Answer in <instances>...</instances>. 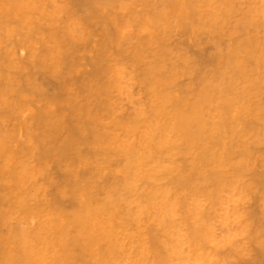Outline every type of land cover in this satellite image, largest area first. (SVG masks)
Returning <instances> with one entry per match:
<instances>
[{
  "label": "bare ground",
  "instance_id": "6f19581e",
  "mask_svg": "<svg viewBox=\"0 0 264 264\" xmlns=\"http://www.w3.org/2000/svg\"><path fill=\"white\" fill-rule=\"evenodd\" d=\"M51 1L55 5L57 0ZM67 1L70 4L72 0ZM263 1L260 5L257 0H141L142 7L136 8V14L134 13L136 16L131 28L132 31L135 29L138 32L137 35L135 34V48L132 46L134 49L129 52L132 53L133 62L132 60L129 61L131 58L127 59L130 63L132 62V70L129 72L127 70L129 65L125 64L126 67L123 65V61L119 62L117 59L110 66L108 65L109 59L107 67L109 66L111 69V71L108 69L111 72L109 75L111 78L104 80V71H100L103 68H98L99 71L97 72H101V75L96 74L94 77L100 75V80H97L99 82L92 85L93 87L88 86L92 89H90L92 100L88 97L92 105L88 106L89 100L87 101L85 98L88 109H79V104L82 102L76 103L72 98L64 101L65 110L75 112V115H71L76 116L77 119L75 122L70 120L74 123L70 122L71 125H69V122L67 123L69 117H67L64 121L67 128L62 127L63 130L65 129L63 132L65 136L58 133L59 138L60 135L64 137L63 150L66 155L62 165H64L66 172L64 174L65 181L61 180L64 175L60 179L62 182H58V178L54 179L55 182H58L57 184L52 180L56 185L55 190L53 189V196L47 193L49 189L46 183H43L44 185H38L40 182L36 183L35 173L37 174V172L35 170L39 166L36 168L33 163L31 164L34 167H29L31 164L29 166L23 164L22 167L20 166V171L16 162L10 169L12 177H9L13 183H16H14L16 187L14 185L9 188H7L9 185H4L8 184L5 176L3 177L5 173L3 170L6 168L0 167V181L5 182L4 184L1 182V185L5 186V189L2 188V190H6L4 194L0 190L2 194H0V198H2L0 208H2L3 202L9 204L8 201L10 200V205L13 206L11 209H16L14 210L15 215L13 210H10L12 213L6 214L5 206H3L4 209H0V219L4 215V220H0V228L5 226V230L0 229V264H232L235 261L232 260L233 258L236 259L235 257L240 255V252L247 250L248 247L239 242L238 235L243 229H248L251 231L250 234H253L257 225L254 224V221L251 222L255 217H252L251 214L257 216L258 214L249 212L246 209L247 206L243 208L244 210L239 207L242 205L240 203L246 197V193H248L247 191L244 193L241 187L254 189V187L259 186L264 188V171L259 170L260 172L257 173L253 169L255 151H252L251 148V143L256 142L255 139L260 138L262 140L261 137L264 136ZM58 2L60 4L61 1L58 0ZM63 2L65 3V0ZM96 2L97 0H78V3L83 6L96 4ZM112 2L114 1L112 0ZM69 4H67L66 9L70 7ZM75 5L73 7H76ZM103 6L106 7L107 5ZM101 8L105 10L103 7ZM77 9H70L69 11ZM97 10L98 8L94 11L99 12ZM22 11L24 10L22 9ZM78 13H82V11ZM127 13L129 12L123 14ZM68 14L70 13L68 12ZM170 14L173 15L174 19ZM51 15L54 17L53 14ZM68 17L67 15L66 18ZM165 17L168 23L172 18L171 22L174 21L173 26H176L175 32H178L180 27L181 29L184 27L179 31L183 36L173 33L178 36L176 39L173 34L167 38L168 30H170L168 25L172 23L167 24L164 19L162 21V18ZM65 20H61L62 23ZM70 20L69 17L68 22ZM80 21L81 27L78 24L80 28H77L78 26L75 28L81 30L82 35L84 32L85 35L86 29L89 30L91 27L86 24L90 27L88 28L82 20ZM87 22L91 21L87 20ZM126 22H130V20L128 19ZM158 26H161L159 32H157ZM119 27L118 32L121 30ZM57 32L59 33V31ZM126 33L130 35L131 32ZM127 34L126 36L129 37ZM184 34H189L192 40H189L187 35L184 37ZM59 37L61 38V34ZM64 37L63 41L66 38ZM80 37L82 38L81 35ZM186 38L192 45L202 46L201 44H204L207 46V43H211V49H208V46L205 47L207 51L212 52L205 53L203 46L204 50L201 49V51L198 50L200 47L196 49L197 46H193L197 51L194 48L192 50L194 49L197 54L187 52L189 50L184 49L188 45V41H185ZM128 39L130 42V38ZM157 39H160V42ZM106 40L104 39V41ZM59 41L54 38V44L51 41L45 47L56 63H62L64 62L63 58H67L64 49L66 45H63L66 40L64 42L61 40L62 46ZM85 41L88 42L89 40ZM183 41L187 43L186 46H184ZM47 42L45 39V43ZM68 44L70 43L68 42ZM84 48L82 49L84 50ZM126 49L130 50L129 48ZM103 50H101L102 53H105ZM47 53L44 54L47 55ZM83 53L85 52L83 51ZM72 57H69L68 63ZM92 58L94 56L90 57L91 60ZM105 58H102L103 61ZM98 60L101 65V60ZM95 61L97 62V58ZM93 62L92 60V66ZM49 63L51 64V62ZM49 63L47 62L48 65ZM120 63L122 64L120 65ZM56 65L61 66L62 64ZM100 65L98 64V67ZM53 66L55 65L52 67L50 65L51 68ZM75 67L77 66L75 65ZM58 69L60 70V68ZM85 69L88 71L86 67ZM75 71L77 70L73 71L72 69L71 73L74 74ZM82 72L80 71V73ZM56 73L58 74V72ZM63 73L59 74L63 75ZM90 73L95 74L91 71ZM129 74H131L129 76L131 88L127 87L128 89L125 91L126 83L127 85L129 83L127 77ZM48 75L50 74L48 73ZM88 75L91 76V74ZM65 77L67 78V76ZM182 77H187V79L182 80ZM66 78L65 80L69 81ZM76 79H78L77 75ZM84 81L88 84L86 82L88 80ZM81 86L84 84L81 83L77 89H74L77 91ZM110 87L114 92H117L119 99L125 91L124 93L127 95L122 94L126 97H123L125 100L117 101L116 94V97L112 94L113 96L110 97H115L114 100L111 99V102L107 100L109 103H105V97L111 91V89L109 90ZM74 89L67 90L74 91ZM80 93L78 94L80 95ZM84 96L88 95H85L84 92ZM110 97L108 98L110 99ZM10 103L9 100L6 101L7 109L10 108ZM78 109L83 111L79 113ZM62 113L60 111V115H58L59 118L61 117L60 119H62ZM50 115H53V112ZM65 115L67 116L68 113ZM105 115H109V117L106 118ZM53 116H50L51 120ZM72 117L70 118L73 119ZM42 123L44 135L41 137L51 138L54 142L53 148L50 145L51 148L45 150L49 156L52 150L54 152L56 148L58 136L55 130L58 126H54L53 129L47 118ZM259 125L262 127L260 128ZM5 128L8 129V127ZM34 132H36L35 129ZM3 139L7 142L5 137ZM28 139L33 141L36 150L38 140H33L32 137ZM17 141L19 140H16V146L18 145ZM16 148L19 149L18 146L13 149L16 150ZM257 150L259 149L257 148ZM239 152H242V157ZM19 153L21 152L19 151ZM29 153L31 154V152ZM57 153L59 152L57 151ZM34 154L38 155L39 153ZM67 155L75 156L70 160L66 157ZM40 158L39 160L42 161ZM57 160L60 162L58 158ZM59 165L61 164L59 163ZM248 171L253 175L250 179L245 177L248 175ZM28 172L31 175L29 177ZM60 173L64 172L60 171ZM52 176L47 173V178H44L51 180ZM30 177L33 178L30 186H28L29 184L25 180L29 181ZM49 182L51 183V181ZM9 191L11 197L6 194ZM2 196L9 199L4 197V200L6 199L4 201ZM30 201L33 202L28 204ZM29 205L33 209L30 210L31 212L29 211L30 220L26 221L23 220V217H28ZM254 207L256 208V204ZM19 210H23L26 214L23 216L22 211H20L21 216L18 213ZM253 210L255 213L258 211ZM260 212L257 213L260 214ZM262 216L264 218V214ZM263 218L262 220H264ZM8 220L9 222H7ZM262 220L260 224L263 226L264 221ZM248 230H246L247 233ZM259 235L257 234V237ZM250 236L255 237L254 235ZM255 239L256 237L253 240L255 241ZM262 239L260 237L259 240L262 241ZM247 240L249 241V239ZM253 240L251 239L252 243ZM257 244L261 245V242ZM257 244L252 245L256 246ZM8 246H10L9 250ZM260 248L261 253L264 254V243ZM263 254L262 256H264ZM244 256L246 257V255ZM262 256L259 255L258 257L263 258ZM237 261L240 260L237 259ZM262 261L264 262V260Z\"/></svg>",
  "mask_w": 264,
  "mask_h": 264
},
{
  "label": "rangeland",
  "instance_id": "374dc122",
  "mask_svg": "<svg viewBox=\"0 0 264 264\" xmlns=\"http://www.w3.org/2000/svg\"><path fill=\"white\" fill-rule=\"evenodd\" d=\"M12 1H13V3H12ZM32 1H34V2H32ZM0 0V167H4V169L6 168V170H3V172H5L4 174H3V177L5 176V179H6V181L8 182V184H4L5 182H2V180L0 181V186H4V185H9V186H7V188H9L10 186H14L15 184L13 183V181H11V178H9V177H12L11 175H10V169L12 168V166H14L15 164H16V162L18 163V165H19V168H18V170H20L21 171V167L23 166V164L24 165H28L29 166V164H31V163H33L34 165H35V167L37 168L38 166V168L35 170L36 172H37V174L35 173V176H36V183H39L40 182V184H38V185H44L45 183L48 185V187H47V185H45L49 190H48V192L47 193H50L52 196H53V194H54V190H55V183L57 184L58 182H62V181H65V179H64V177H65V172H66V169H65V167H64V165H62V164H64L63 163V160H64V156L66 155L65 153H64V147H63V145L65 144V142L63 143V141H64V137L63 136H65L64 135V130H63V128L64 127H66L67 128V125L64 123V121H66V118L67 117H69V118H67V123L69 124V125H71V121H74L75 122V119H77V117L76 116H73V115H75V112H70V110H65L66 108H64V106H63V104H64V101H67V100H71V98H72V100L74 99L75 100V102L77 103L78 101H79V103H81V104H79V106L81 107H79V109H88L89 107L88 106H90V105H92V104H90V101L92 100V98H91V91H90V89L91 88H88V86L89 87H91L92 85H94L95 83H97V82H99V81H97V80H100V75H101V72H102V70L104 71V80H110L109 79V75H111V69L109 68V66L107 67V62H109V59H110V63L108 64V65H112L113 63H114V60L115 59H117V61H119V62H122L123 63V65L124 66H126L127 67V65H129L128 67H127V70L130 72L131 70H132V68H131V64H132V62H133V58L131 57L132 56V53H129L130 51H131V49L133 50L134 48H135V45H136V33H138L137 32V30H133V31H135V32H133L132 30H131V28H132V24H133V20H134V17L136 16V15H134V13L136 14V8H140V6H141V4H142V2H141V0H134V2H133V0L131 1V0H113L114 2H112V0H100V1H98L97 0V2H96V4L94 3V4H86L85 6H83L81 3H78V0H75L74 1V4H72L73 3V0L72 1H70L71 3L69 4L68 3V1L67 0H65V3H67V4H69L70 5V7H67V9H66V6H67V4L65 5V3L63 2L64 0H59V1H61L60 2V4H59V2H58V0L56 1V3H55V5L52 3V1L51 0ZM67 1V2H66ZM81 1V0H80ZM102 1V2H101ZM128 1H129V3H128ZM257 1H259V4L261 5V1H263V0H257ZM41 2V3H40ZM99 2V3H98ZM104 2H106L105 4H103ZM112 2V3H111ZM140 4H138V3ZM264 2V1H263ZM18 3H20V4H18ZM24 3V4H23ZM26 3V4H25ZM75 3H76V5H75ZM78 3V4H77ZM101 3V4H100ZM108 3H109V5H108ZM111 3V4H110ZM136 5H135V4ZM81 4V5H80ZM107 5L106 7L105 6H103V5ZM129 4H131L130 6H128ZM16 5H18V7H16ZM21 5V6H20ZM60 5V6H59ZM76 6V7H73V6ZM87 5H89L87 8H86V6ZM96 5V6H95ZM121 5H123V6H121ZM134 5V6H133ZM47 6V7H46ZM49 6H50V9H49ZM54 6V7H53ZM72 6V7H71ZM82 6V7H81ZM92 6V7H91ZM93 6H94V8H93ZM98 6V7H97ZM115 6H117V7H115ZM24 7V8H23ZM28 7H29V9H28ZM36 7V8H35ZM62 7V8H61ZM84 7V9H82ZM98 8V10L97 11H99V12H101V13H99V12H96V11H94V10H96L97 8ZM101 7H103L105 10H103ZM113 7V8H112ZM128 7H129V9H128ZM142 7V6H141ZM46 8H48V9H46ZM76 8H78L77 10H75V11H69L70 9L72 10V9H76ZM89 11V13H88V11L86 10V9ZM89 8V9H88ZM132 8H134V9H132ZM264 8V7H263ZM22 9L24 10V11H22ZM62 11H61V10ZM65 9V10H64ZM80 9V10H79ZM92 9V10H91ZM46 10H48V11H46ZM60 12H59V11ZM68 10V11H67ZM86 11V12H84V11ZM106 10H107V12H106ZM129 10H131V11H129ZM57 11V12H56ZM64 11V12H63ZM66 11H67V13H66ZM81 12L82 11V13H78V12ZM94 12V15H93V12ZM56 12V13H55ZM68 12L71 14H68ZM74 12V13H73ZM102 12H103V14H102ZM112 13V14H110L109 15V13ZM126 12H129V13H127V14H123V13H126ZM66 15H65V14ZM74 15H73V14ZM76 13V14H75ZM86 13V14H85ZM99 13V14H98ZM133 13V14H132ZM32 14V15H31ZM51 14H53V16L54 17H52V15ZM80 14V15H79ZM88 14V15H87ZM90 14V15H89ZM105 14H107V15H105ZM121 14V15H120ZM51 17H50V16ZM67 15L71 18V22L69 21L68 22V18H66L67 17ZM98 15H99V17H98ZM109 15V16H108ZM75 17V18H73V17ZM84 18H83V17ZM90 16V17H89ZM132 16V17H131ZM169 16V15H168ZM168 16H166V17H168ZM170 16H171V14H170ZM28 17V18H27ZM83 19H82V18ZM93 18V20H92V18ZM98 17V18H97ZM119 17H121V18H119ZM129 17H131V18H129ZM162 17H164L163 15H162ZM166 17L165 18H162V21H164L165 20V22L167 21L166 20ZM173 19H174V17H173V15L171 16ZM32 18V19H31ZM53 18V19H52ZM61 18V19H60ZM124 18H126V20H130V22H126V20H124ZM168 18H170V17H168ZM167 18V19H168ZM172 18H171V21H172ZM63 19H66L65 20V22H63L62 23V21H63ZM74 19H75V21H74ZM104 19V20H103ZM164 19V20H163ZM26 20V21H25ZM54 20V21H53ZM62 20V21H61ZM80 20H82L83 21V23H85V26H87V25H89V26H87L88 28H90L89 30L88 29H86V32H85V35H84V32H83V35L81 34V30H78V29H76L75 27H77V28H80L81 27V21ZM87 20L88 21H91V22H87ZM97 20V21H96ZM76 21H78V22H76ZM93 21V22H92ZM100 21V22H99ZM103 21V22H102ZM121 21H123V22H121ZM161 21V22H162ZM170 20H169V23H172V24H170V25H168V27L170 28V30H168V36H167V38H169V36H171L173 33L175 34V33H178V34H180L181 35V32H179V31H181L184 27H182V29H181V27L178 29L179 31L178 32H175L176 31V26H173V22H171ZM68 22V23H67ZM24 23V24H23ZM60 23H61V26H60ZM119 23V24H118ZM167 24H169L168 22H166ZM165 23V24H166ZM68 24H70L69 25V27H68ZM80 25V27H79V25ZM87 24V25H86ZM111 24V25H110ZM175 24V23H174ZM25 25V26H24ZM53 25H54V27H55V29H54V27H53ZM56 25V26H55ZM110 25V26H109ZM117 25V26H116ZM124 25H125V27H124ZM31 26H32V28H31ZM64 26H65V29H64ZM100 26H102V27H100ZM109 26V27H108ZM118 26H120L119 27V30H120V32H118L117 30H118ZM122 26V27H121ZM136 26V25H135ZM174 28H173V27ZM22 27V28H21ZM24 27V28H23ZM49 27H50V29H49ZM52 27H53V30H52ZM73 27V28H72ZM97 27H100V28H98L97 29ZM115 27H116V29H115ZM161 27V26H160ZM160 27L158 26V31L157 32H159V29H160ZM58 28V29H57ZM63 28V29H62ZM124 28H125V31H124ZM128 30H127V29ZM136 28V27H135ZM168 28V29H169ZM178 28V27H177ZM37 29V30H36ZM49 29V30H48ZM62 31H61V30ZM67 29V30H66ZM72 29V30H71ZM93 29V30H92ZM100 29V31H98ZM101 29H102V31H101ZM112 29V30H111ZM172 29V30H171ZM56 30V31H55ZM73 32V34H71L72 32ZM94 30H96V31H94ZM111 30V31H110ZM127 30V31H126ZM57 31H59V33L57 32ZM64 31V32H63ZM32 32V33H31ZM61 32V33H60ZM78 32V33H77ZM88 32H90L89 34H88ZM100 32H102V33H100ZM124 32V33H123ZM126 32H131L130 33V35L129 34H127ZM56 33V34H55ZM104 33V34H103ZM114 33H115V35H116V37H115V35H114ZM60 34H61V38L59 37L60 36ZM64 34H65V37H64ZM73 35V36H71V35ZM80 34L81 36H82V38H83V40H81L82 38L80 37V35H79V37H78V35ZM88 34V35H87ZM92 34V35H91ZM96 34V35H95ZM102 34V35H101ZM126 34L129 36V37H127L126 36ZM136 34V35H135ZM173 34V35H174ZM177 34V35H178ZM53 37H52V36ZM55 35V36H54ZM63 35V36H62ZM76 35V36H75ZM95 35V36H94ZM176 35V34H175ZM174 35V37H175V39L178 37V36H175ZM179 35V36H180ZM185 35V34H184ZM187 36H188V38H189V40H192V39H190V37H189V34H186ZM184 36V37H187V36ZM44 36H46V37H44ZM88 38H87V37ZM93 36H94V38H93ZM159 36V35H158ZM157 36V37H158ZM181 36H183V35H181ZM58 37V38H57ZM63 37L65 38L64 39V41L66 40V42H65V44H63ZM69 39H68V38ZM120 37V38H119ZM131 37H132V40H131ZM174 37H172V39H174ZM184 37H181V38H184ZM26 38H28L27 40H26ZM32 38V39H31ZM46 39V42L47 43H45V39ZM50 38V39H49ZM54 38L56 39V40H58L59 41V39H60V41H59V44H61V46H62V44L63 45H66V46H64V49H65V55H67V58H63V61L64 62H58V63H56V61L54 60V59H52L51 57H50V55H49V51H48V49H46L45 47H47V45L49 44V43H51V41H52V43L54 44ZM79 38V39H78ZM91 38V39H90ZM119 38V39H118ZM128 38H130V42H128L129 41V39ZM160 38V37H159ZM180 38V39H181ZM188 38H186L185 39V41L188 39ZM76 39V40H75ZM96 39V40H95ZM101 39V40H100ZM104 39L106 40V41H104ZM117 39V40H116ZM128 39V40H127ZM174 39V40H175ZM28 41V42H26V41ZM61 40L63 41V42H61ZM69 40H71V41H69ZM85 40H89L88 42H86ZM93 40V41H92ZM109 40V41H108ZM117 42V44H116V42ZM158 40V39H157ZM160 40V39H159ZM158 40V41H159ZM33 41V42H32ZM35 41V42H34ZM76 41V42H75ZM97 41V42H96ZM104 41V42H103ZM185 41H183L184 43L183 44H185L184 46H186V44L188 43V45L186 46V48H184V49H188L189 51H187V52H190V53H193L194 52V49H195V47L197 46V45H192V44H189V43H191L190 41H188L187 43L185 42ZM68 42L70 43V44H68ZM101 42H103V43H101ZM111 42H112V44H111ZM121 42V43H120ZM160 42V41H159ZM169 42H172V40H169ZM72 43V44H71ZM77 43V44H76ZM101 43V44H100ZM119 43V44H118ZM130 43H132V44H130ZM74 44V45H73ZM79 44V45H78ZM104 44V45H103ZM129 44V45H128ZM135 44V45H134ZM206 44V43H205ZM208 45V47L206 46V45H204V44H201L203 47H207L208 49H211V43L209 44V43H207ZM68 45H70L71 47H69ZM86 45V48H84V46ZM124 45V46H123ZM128 45V46H127ZM99 46V47H98ZM105 46H106V49H105ZM132 46L134 47V48H132ZM192 46V47H191ZM193 46H195V47H193ZM202 46H197L196 47V49L198 48V47H200V49L198 48V50H200L201 51V49H203L202 48ZM209 46H210V48H209ZM66 47V48H65ZM74 47V48H73ZM84 48V50L81 48ZM102 47V48H101ZM112 47V48H111ZM115 49H114V48ZM116 47H117V49H116ZM129 48L130 50H128V49H126V48ZM189 47H190V49H189ZM206 47H205V53H207V54H209L208 53V51L209 52H212V51H210V50H206ZM71 48H73V49H71ZM79 48V49H78ZM112 49V50H110V49ZM120 48V49H119ZM123 48H124V50H123ZM192 48H194L193 50H192ZM91 49H93V50H91ZM98 49V50H97ZM104 49V50H103ZM195 49V50H196ZM46 50V51H45ZM82 50V51H81ZM97 50V51H96ZM101 50H103V52H105V53H102V51ZM109 50L111 51V53L109 52ZM191 50H192V52H191ZM204 50V49H203ZM202 50V51H203ZM212 50H213V48H212ZM43 51H45V52H43ZM68 51H74V52H68ZM81 51V52H80ZM83 51L85 52V53H83ZM120 51V52H119ZM197 51V50H196ZM194 52V54H197V52ZM48 52V53H47ZM76 52V53H75ZM115 52H116V54H115ZM44 53H47V55H45L44 54V56H47V57H44L43 56V54ZM70 53V54H69ZM79 53V54H78ZM81 53H82V55L84 56H82L81 55ZM99 53H102V54H99ZM113 53V54H112ZM118 53V54H117ZM41 54H42V57H40L41 56ZM73 54H74V56H73ZM96 54V55H95ZM100 56V55H102V56H98V55ZM104 55H106V56H104ZM120 56V57H118V56ZM126 55V56H125ZM128 55H130V57H128ZM48 56H49V58H48ZM73 56V57H72ZM78 56V57H77ZM94 56V58H92V60L94 61L93 62V66H92V60L90 59V57H93ZM111 56V57H110ZM114 56V57H113ZM115 56H117V57H115ZM125 56V57H124ZM66 57V56H65ZM69 57H72L71 58V60H70V62L68 63V60L70 59ZM83 57V58H82ZM105 57H107V58H105ZM113 57V58H112ZM122 57V58H121ZM87 58H88V60H87ZM96 58H97V62L95 61L96 60ZM105 58V60L103 61V59ZM126 60H125V59ZM131 58V59H130ZM39 59H41V60H39ZM46 59V60H45ZM49 59V60H48ZM76 60L77 61V63H76V61H74V60ZM98 59H102L100 62H101V65H100V63H98ZM124 59V60H123ZM127 59H130L129 61H131L132 60V62L130 63ZM44 60V61H43ZM54 62H52V61ZM79 61H81V62H79ZM90 61V64L88 65V62ZM104 63H103V62ZM106 61V62H105ZM116 61V60H115ZM124 61H125V63H124ZM43 62H45V63H43ZM47 62L49 63V62H51V64L49 63V65L47 64ZM68 63V65H67V63ZM73 62H75L73 65H71ZM87 64H86V63ZM113 62V63H112ZM119 62H116V63H119ZM129 62V63H128ZM39 63V64H38ZM79 63V64H78ZM80 63H82V64H80ZM85 63V64H84ZM95 63V64H94ZM103 63V64H102ZM112 63V64H111ZM122 63H120V65L122 64ZM41 64V65H40ZM43 64H45L44 66H42ZM56 64H62L61 66H58V65H56ZM71 65V67H70V65ZM78 64V65H77ZM98 64L100 65L99 67H98ZM125 64H127V65H125ZM50 65H51V67H52V65H55V66H53V68H51L50 67ZM64 65H67V66H64ZM75 65L77 66V67H75ZM95 65V66H94ZM38 66V67H37ZM62 67H64V68H62ZM71 69H70V68ZM73 67H75V68H73ZM85 67L88 69V71L85 69ZM130 67V68H129ZM44 70H43V69ZM51 68V69H50ZM54 68H55V70H54ZM58 68H60V70L58 69ZM61 68H62V70H61ZM68 68V69H67ZM94 70H93V69ZM96 68V69H95ZM98 68H103V69H101L100 71L101 72H97V71H99V69ZM106 68V69H105ZM46 69V70H45ZM53 69V70H52ZM63 69H64V71H63ZM72 69H73V71L74 70H77V71H75V73L74 74H72L71 72H72ZM105 69V70H104ZM110 71H109V70ZM57 70V71H56ZM82 70H83V72H82ZM93 70V71H92ZM58 72V74L56 73V72ZM67 71V72H66ZM68 71H70L69 72V74H68ZM80 71L82 72V73H80ZM90 71L91 72H94L95 74H93V73H90ZM52 72V73H51ZM63 73V75H61V74H59V73ZM86 72V73H85ZM88 72V73H87ZM110 72V73H109ZM46 73V74H45ZM48 73L50 74V75H48ZM83 73H85V74H87V75H85V74H83ZM68 74V75H67ZM82 74V75H81ZM88 74H91V76H93V77H91L90 75H88ZM96 74H100V75H97L98 76V78H97V76H95L94 77V75H96ZM46 75H48V76H46ZM69 75H71V76H69ZM76 75H77V77H78V79H76ZM59 76H60V78H59ZM65 76H67V78L65 77ZM69 76V77H68ZM83 76V77H82ZM129 76H131V74H129L127 77H128V85H127V83H126V86H125V91H127L126 89H128L127 87H129V88H131V79H129ZM65 78L67 79V80H69V81H66L65 80ZM87 78H91L92 80H93V82H94V80H95V82L93 83L92 82V80L91 79H87ZM106 78V79H105ZM111 78V77H110ZM183 78H185V79H183ZM61 81H60V80ZM88 80V81H90V82H88V81H86L88 84H86L85 83V81L84 80ZM187 79V77H182V80H186ZM67 82H65V81ZM56 82H58V83H56ZM78 82V83H77ZM61 83V84H60ZM64 83V84H63ZM65 83H66V85H65ZM80 83V84H79ZM81 83L82 84H84V86H81V88H79L77 91L75 90V89H77V86H79V85H81ZM93 83V84H92ZM37 84V85H36ZM69 84V85H68ZM72 84V85H71ZM91 84V85H90ZM34 85H36V86H34ZM64 85V86H63ZM87 87H86V86ZM54 86H55V88H56V90H54L55 88H54ZM66 86H67V88H66ZM58 87V88H57ZM64 88L63 90L61 89V88ZM69 87H71V88H69ZM93 87V86H92ZM35 88V89H34ZM75 88V89H74ZM84 88V89H83ZM73 90L74 89V91H68V90ZM111 89V91H109V94L105 97V103L107 102V103H109L107 100H109L110 102H111V99H113L114 100V98L118 95L117 94V92H114L113 90H112V88L110 87L109 88V90ZM137 89V88H136ZM65 90V91H64ZM90 91V92H88V91ZM92 90V89H91ZM114 90H115V88H114ZM130 90V89H129ZM36 91V92H35ZM42 91V92H41ZM76 91V92H75ZM85 92V95L87 94L88 96H84V92ZM124 91V92H125ZM145 91V90H144ZM35 94H34V93ZM38 92V93H37ZM66 92H67V94H66ZM69 92V93H68ZM75 92V93H74ZM79 92H81L80 93V95L78 94ZM112 92V93H111ZM123 92V93H124ZM60 93H61V96H60ZM122 93V94H123ZM127 93V92H126ZM143 93H145V92H143ZM73 94V95H72ZM78 94V95H77ZM111 94V95H110ZM115 96V94H116V96L115 97H113V98H111L113 95ZM120 95L121 96V98L119 99L118 98V96L116 97L117 99V101H119V100H121V102H122V100L124 99L125 100V96L127 95H125V93L123 94V95H125V96H123V95ZM54 95V96H53ZM70 95H72V96H70ZM78 96L77 98L75 97V96ZM58 96V97H57ZM66 96V97H65ZM81 96H83V97H81ZM111 96V97H110ZM143 97H144V95H142ZM65 97V98H64ZM70 97V98H69ZM91 99H89V98ZM108 97H110V99L108 98ZM123 97H125V98H123ZM60 98V100H58ZM68 98V99H67ZM85 98H86V100L88 101V103H86L87 101L85 100ZM9 100V102H11L10 103V108L9 109H7V106H6V101L7 100ZM56 99V100H55ZM36 100V101H35ZM98 100H99V97H98ZM35 101V102H34ZM38 101V102H37ZM86 101V102H85ZM99 102V101H98ZM38 103V104H37ZM84 103V104H83ZM87 104H88V106H87ZM37 106V107H36ZM50 106V108H48V107ZM44 107H46V108H44ZM85 107H87V108H85ZM37 108V109H36ZM5 109V110H4ZM43 109V110H42ZM51 111H50V110ZM58 110V115H60V111H61V116H62V119H60L59 118V116L56 114L57 113V110ZM79 109H78V112L80 113V112H82L83 110H81V111H79ZM2 111V112H1ZM54 111H55V113H54ZM36 112V113H35ZM43 112V113H42ZM53 112V115L55 114V116H56V118H53V117H55V116H53V115H50L51 113ZM70 112V113H69ZM31 113H32V116H31ZM35 113V114H34ZM41 115H40V114ZM48 113V114H47ZM67 114L68 113V115L65 117L64 116V114ZM78 113V114H79ZM34 114V115H33ZM46 114V115H45ZM70 114V115H69ZM71 114H73V115H71ZM77 114V113H76ZM77 114V115H78ZM39 115V117H37V116ZM53 116L52 117V120H51V118H50V116ZM110 115V114H109ZM109 115H105V117L107 118V116L109 117ZM33 116H34V119H33ZM73 116V117H72ZM32 117V118H31ZM70 117H72L73 119H71ZM76 117V118H75ZM29 118H31V120L29 121ZM39 118V119H38ZM43 118V119H42ZM48 119V121H50V125H52L53 126V129H54V126H58V128L55 130V132H56V135L58 136V133H60V134H63V138L61 137V135H60V138H61V140H60V138H59V136H58V139H57V144H56V148L54 149L55 151V154H54V152H53V150H52V152H51V155H47V153H45L46 151V149L47 148H51V146H52V148H53V145H54V142H53V140L51 139V138H46L45 136H43V137H41L42 135H44V127H43V123L42 122H44L45 121V119ZM58 118H59V121H58ZM65 118V119H64ZM40 120V121H39ZM54 120V121H53ZM71 120V121H70ZM31 123V121H32V124H30L29 122ZM41 123L40 125H39V123ZM53 122V123H52ZM55 122V123H54ZM71 122V123H70ZM73 122V123H74ZM35 123H37V124H35ZM72 123V124H73ZM30 124V125H29ZM56 124V125H55ZM5 125V126H4ZM8 125V126H7ZM32 125V126H31ZM63 125H66V126H63ZM37 126V127H36ZM4 127V128H3ZM5 127H8V129L7 128H5ZM14 128V129H12V128ZM35 127V128H34ZM59 127H63L62 129L61 128H59ZM259 127L261 128L262 126H260L259 125ZM6 129V130H5ZM34 129L36 130V132H34ZM5 132H3V131ZM9 130H12V131H9ZM33 133H32V132ZM41 131V132H40ZM12 132H14V133H12ZM30 132V133H29ZM3 134H5V135H7V136H3ZM13 134V135H12ZM29 134H31V135H29ZM39 134V135H38ZM12 135V136H11ZM34 137H33V136ZM38 137H37V136ZM8 136H11V137H9L8 138ZM3 137H5L6 138V140H7V142H5V140L3 139ZM34 138L33 140H38V143H37V145H38V147H40V148H38L37 146H36V150H35V146H33L34 144H33V141L32 140H30V139H28V138ZM36 137V138H35ZM8 138V139H7ZM80 138V137H79ZM262 140L259 138V139H255V141L256 142H253V143H251V148H252V151H255L254 152V157H253V165H254V170H256V172L257 173H259L260 171L261 172H263L264 171V167H262V166H264V136L262 135ZM16 140H19V141H17V146H18V150H17V148H16V150H14L13 148L14 147H17L16 146ZM40 140H42V141H40ZM79 140V139H78ZM250 140H252V139H250ZM259 140V141H258ZM261 140V141H260ZM14 143H13V142ZM43 141H45V142H43ZM258 141V142H257ZM48 142V143H47ZM52 142H53V144H52ZM252 142V141H251ZM6 145H5V144ZM45 143V144H44ZM248 143H249V141H248ZM255 143V144H254ZM258 143V145L256 146V144ZM13 144V145H12ZM59 144V145H58ZM62 146H61V145ZM260 144V145H259ZM262 144V145H261ZM4 145H5V147H4ZM51 145V146H50ZM249 145H250V143H249ZM13 146V147H12ZM45 146V148H43ZM48 146V147H47ZM259 146H260V148H259ZM261 147H262V149H261ZM28 148H30V149H28ZM257 148L259 149V150H257ZM16 151V152H15ZM19 151L21 152V153H19ZM35 151V152H34ZM57 151L59 152V153H57ZM262 151V152H261ZM29 152H31V154L34 152V153H39L38 155L37 154H30ZM43 152V153H42ZM13 153V154H12ZM18 153V154H17ZM63 153H64V155H63ZM259 153V154H258ZM17 154V155H16ZM41 154H43V155H41ZM58 154V155H57ZM60 154V155H59ZM239 154H240V156L242 157L243 155H242V152H239ZM257 154H258V156H257ZM263 156H261V155ZM20 155V156H19ZM36 155V156H35ZM73 155V154H72ZM260 155V156H259ZM18 156V157H17ZM35 156V157H34ZM75 156V155H74ZM73 156V157H74ZM239 156V157H240ZM9 157V158H8ZM41 157V158H40ZM68 159H70L71 160V158L73 159V157L71 156V155H67L66 156ZM260 157H261V159H260ZM13 158H15V159H13ZM17 158V159H16ZM39 158L40 159H42V161L41 160H39ZM57 158L60 160V162L57 160ZM5 160V162H4V160ZM53 159V160H52ZM258 161H257V160ZM7 160V161H6ZM8 160H9V162H8ZM37 160H38V162H37ZM58 161V163H57V161ZM62 160V161H61ZM2 161H3V163H2ZM14 162V164H13V162ZM24 161V162H23ZM35 163H34V162ZM51 161V162H50ZM7 162V163H6ZM30 162V163H29ZM42 162H44V163H42ZM49 163V164H47V163ZM262 162V163H261ZM11 163V164H10ZM26 163V164H25ZM59 163L61 164V165H59ZM33 164H31L29 167H32L33 166ZM40 164V165H39ZM259 165V166H258ZM21 166V167H20ZM48 166V167H47ZM59 166V167H58ZM34 167V166H33ZM59 169H58V168ZM259 169H258V168ZM7 168H8V170H7ZM26 168H27V166H26ZM47 168H49V169H47ZM255 168H257V169H255ZM263 168V169H262ZM1 169V168H0ZM33 168H31V170H32ZM63 170V171H62ZM250 170V169H249ZM260 170V171H259ZM29 171H30V169H29ZM32 171H34V170H32ZM39 171V172H38ZM44 171V172H43ZM52 171V172H51ZM60 171L61 172H64V173H60ZM259 171V172H258ZM48 174H50V175H53L52 177L53 178H51V180H50V178L49 179H46L47 177H46V174L47 173ZM50 172V173H49ZM250 172H252L251 170H250ZM249 171H248V175H245V177L247 178L248 177V179H250L251 178V176H253L252 175V173H250ZM255 172V171H254ZM33 173V172H32ZM33 173V174H34ZM53 173V174H52ZM60 175H59V174ZM1 174V173H0ZM8 174V175H7ZM30 174H31V171H30ZM29 172H28V177H29ZM58 174V175H57ZM254 174V173H253ZM10 175V176H9ZM45 175V176H44ZM64 175V176H63ZM31 176V175H30ZM34 176V177H35ZM57 176H60V177H57ZM61 176H63V178L61 177ZM27 177V178H28ZM44 177H46V178H44ZM26 178V179H27ZM31 178V177H30ZM33 178V177H32ZM32 178L28 181V180H25V181H27V183L29 184H27L26 182V184L28 185V186H30V184H31V182H32ZM39 178V179H38ZM56 178H58V182L56 181L55 182V180H56ZM62 178V179H61ZM1 179V178H0ZM29 179V178H28ZM46 179V180H45ZM55 179V180H54ZM62 181H61V180ZM52 180L55 182H52ZM49 181H51V183L49 182ZM4 184V185H1L2 183ZM44 183V184H43ZM26 185V186H27ZM44 186V187H45ZM14 187H16V185L14 186ZM24 187H25V185H24ZM1 189L0 190H2V188L3 189H5V186L4 187H0ZM243 190H244V193L247 191L248 193H246L247 195H246V197L243 199V203L241 202L240 204H242L243 205V207H242V205H240L239 207H241V210H244L243 208H245L246 206V209L249 211V212H253L254 214H258V216L257 215H253V214H251L252 215V217L253 216H255V217H253V220H251V222H253L254 221V224H256L257 225V228L255 227L254 228V232H253V234H250V232L251 231H249L248 229H243V231H240L241 233H239L240 235H238L239 237H238V240H239V242L243 245V244H245V245H243V246H245V247H248V249L247 250H244V252H240V255L242 256H240V255H238L239 256V258H238V256L237 257H235L236 259H232V260H235L232 264H251L252 262V264H264V262L262 261V260H264L263 258H264V256H262V254L263 253H261L262 252V250H261V248L260 247H262V244L264 243V242H262V241H264V225L262 226L260 223H261V220H262V218H263V214H264V203H262L263 201H264V188L263 187H259V186H257V188L256 187H254V189L252 188V187H250L251 188V191H250V188H248V187H241ZM249 189V190H247V189ZM13 189H15V188H13ZM54 189V190H53ZM9 190H11V189H9ZM52 190H53V192H52ZM259 190V191H258ZM3 192V194H4V192L6 191H4V190H2ZM47 191V190H46ZM253 191V192H252ZM1 192V191H0ZM250 192V193H249ZM257 192V193H256ZM260 192H261V194H260ZM9 193H11L10 191L8 192V193H6L7 195H9ZM254 193V194H253ZM259 193V194H258ZM1 194V193H0ZM2 195V194H1ZM14 195V194H13ZM249 195V196H248ZM260 195V196H259ZM6 196V195H5ZM4 196V197H5ZM10 197H11V195H9ZM1 197V196H0ZM3 197V196H2ZM4 197H3V200H4ZM261 197H262V199H261ZM6 198V197H5ZM259 198H260V200H259ZM1 199L2 198H0V201H1ZM6 199H9V198H6ZM5 199V200H6ZM11 199V198H10ZM13 199H14V197H13ZM12 199V200H13ZM254 199V200H253ZM256 199V200H255ZM4 200V201H5ZM248 201V202H247ZM250 201V202H249ZM259 201V202H258ZM262 201V202H261ZM9 202V204H7V202L5 203V202H3V205H2V208H3V206H5L4 208H5V210H7V213H6V211H5V213L6 214H8L9 212H10V210H13V214L15 215V212H14V210H16L15 208H13V209H11V206L12 205H10V200L8 201ZM12 202V201H11ZM33 201H30V202H28V204H31ZM255 202V203H254ZM0 203H2V201L0 202ZM248 203H250V204H248ZM251 203H252V206H251ZM254 204V205H253ZM255 204H256V208L254 207L255 206ZM259 204H261L260 205V207H259ZM245 205V206H244ZM250 207H249V206ZM258 205V206H257ZM263 205V206H262ZM13 207V206H12ZM255 209V210H258V211H256V213H255V211L252 209ZM2 208H0V209H2ZM3 208V209H4ZM26 208V207H25ZM28 208V207H27ZM29 208H30V205H29ZM257 208H259V209H261V210H259V209H257ZM9 209V210H8ZM21 209V208H20ZM31 209H33V208H30L29 210H28V217L27 216H25V218L23 217V220L25 219L26 221H29L30 219V217H29V215H30V210ZM35 209V208H34ZM245 209V211H247ZM252 209V210H251ZM20 211H22L21 213H22V215L24 216V214H26L25 212H23V210H19V214L21 215V213H20ZM30 211V212H29ZM261 211V212H260ZM3 212V211H2ZM27 212V211H26ZM257 212H260V214L259 213H257ZM4 213V212H3ZM10 213H12V211L10 212ZM263 213V214H262ZM17 214V213H16ZM18 215V214H17ZM16 215V216H17ZM21 215V216H22ZM250 215V214H249ZM1 216V215H0ZM19 216V215H18ZM20 216V217H21ZM3 217H4V215H3ZM3 217L1 218L2 220H4L3 219ZM9 217H10V215H9ZM28 219H27V218ZM257 217H258V219H257ZM261 217V218H260ZM6 218V217H5ZM15 218V217H14ZM0 219V220H1ZM7 219H9V218H7ZM261 219V220H260ZM264 219V218H263ZM11 221L10 222H12V219H10ZM256 220V221H255ZM262 221H264V220H262ZM3 222V221H2ZM7 222H9V220L7 221ZM2 224V223H1ZM264 224V223H263ZM3 225V224H2ZM258 226H259V228H260V230H259V228H258ZM262 226V227H261ZM2 228V227H1ZM0 228V229H1ZM4 228H5V226H4ZM4 228H2V229H4ZM1 229V230H2ZM5 230V229H4ZM246 230H248V233H247V231ZM256 231H258L257 233H256ZM260 231V232H259ZM246 233V234H245ZM256 235H255V234ZM257 234L261 237V239H262V241L261 240H259L260 239V237H259V239H258V237H257ZM244 237H243V236ZM250 235H254L255 237H256V239H255V241L253 240L255 237H251ZM246 236H247V238H246ZM250 237V238H249ZM243 238V239H242ZM246 239V241H243V240H245ZM247 239H249V241L247 240ZM251 239L254 241L253 243H252V241H251ZM249 243H248V242ZM259 242H261V245L260 244H257V243H259ZM250 243H251V245L252 244H257L256 246H251L250 245ZM250 246V247H249ZM258 246V247H257ZM252 247V248H251ZM9 248H10V246H8V250H9ZM261 250L260 252H258L259 250ZM254 252H252L251 250ZM251 252H250V251ZM256 250V251H255ZM248 251V252H247ZM246 252L248 253V255L246 254ZM251 254H250V253ZM264 252V251H263ZM245 253V254H244ZM259 253V254H258ZM243 254V255H242ZM254 254H256L255 256H256V258H255V256H254ZM244 255H246V257L244 256ZM262 256L263 258H261V257H258V256ZM264 255V254H263ZM252 257V258H254V259H252V258H250V257ZM241 258V259H240ZM250 258V259H249ZM237 259L238 260H240L239 262L237 261ZM244 259V260H243ZM248 259V260H247ZM250 260H251V262H250ZM246 261V262H245ZM248 262V263H247ZM255 262V263H254ZM258 262V263H257ZM260 262V263H259Z\"/></svg>",
  "mask_w": 264,
  "mask_h": 264
}]
</instances>
